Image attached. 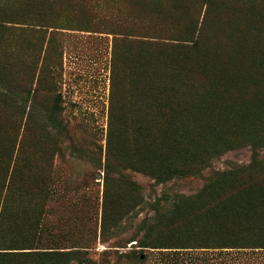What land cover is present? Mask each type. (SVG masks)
Wrapping results in <instances>:
<instances>
[{
    "label": "trees",
    "instance_id": "trees-1",
    "mask_svg": "<svg viewBox=\"0 0 264 264\" xmlns=\"http://www.w3.org/2000/svg\"><path fill=\"white\" fill-rule=\"evenodd\" d=\"M67 26L114 35L101 232L150 206L128 240L140 250L263 251L264 0H0V264L88 261L76 247L36 245L56 179L16 157L28 147L46 162L60 152L54 31ZM243 148L250 162L152 202L125 172L165 185L203 177ZM14 194L31 211L13 212Z\"/></svg>",
    "mask_w": 264,
    "mask_h": 264
},
{
    "label": "rangeland",
    "instance_id": "rangeland-1",
    "mask_svg": "<svg viewBox=\"0 0 264 264\" xmlns=\"http://www.w3.org/2000/svg\"><path fill=\"white\" fill-rule=\"evenodd\" d=\"M64 19L62 15V23ZM54 38L63 53L59 90L64 98L63 116L67 124L61 135L60 152L48 162L36 152V147L24 148L16 156L17 164L28 161L33 169L37 166L38 170H48L56 179L54 192L42 201L43 228L35 239L36 245L79 248L87 253L88 261L84 264H264V250L204 253L140 250L136 242L128 240L137 231L138 223L152 213L150 206H144L138 216L131 212L118 226L101 232L106 171L100 163L104 161L111 111L114 35L67 26L56 29ZM251 155L250 148L229 151L215 160L203 177L173 180L165 185L155 183L142 172L132 169L125 172L141 184L146 200L152 202L165 192H196L213 170L250 162ZM13 198L15 204L10 206L13 212L31 211L19 194Z\"/></svg>",
    "mask_w": 264,
    "mask_h": 264
}]
</instances>
